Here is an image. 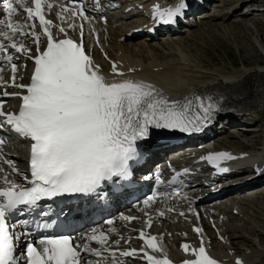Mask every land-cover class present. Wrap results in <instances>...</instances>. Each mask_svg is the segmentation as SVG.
<instances>
[{
	"label": "snow or ice",
	"instance_id": "1",
	"mask_svg": "<svg viewBox=\"0 0 264 264\" xmlns=\"http://www.w3.org/2000/svg\"><path fill=\"white\" fill-rule=\"evenodd\" d=\"M70 2L75 5L77 0ZM31 5L26 6V0L4 4L7 22L0 25V54H3L0 58L9 63L13 61L9 49L24 55L31 52L23 42H16L17 36L31 35L36 43V54L29 56L34 62L29 84L15 83L17 65L11 63V86L25 90L20 96L18 113L5 112L0 102V129L7 125L20 137L31 141V179L23 177L30 186L9 181L6 177L4 185L0 186V264H87L85 253L96 257L103 255L100 250L92 249L90 242H96L103 247L104 252L116 255V250L108 245L106 233H93L87 237L88 243L83 245H74L69 236H44L38 241L41 248L35 246L37 241L25 242L23 251L18 254L19 243L29 234L30 222L28 219H19L13 223L12 217L25 216L42 200L75 194L89 195L95 193L103 182L113 181L114 178L128 179L131 162L138 161L142 156L139 142L149 138L150 130H178L188 134L199 132L211 121L217 105L207 103L199 96L194 101H170L153 85L142 81L126 79L109 82L100 73L99 66L85 54L82 40L78 43L69 38L62 26L59 32L65 34L64 38L54 37L50 30L52 21L44 15L45 0H31ZM17 6L26 13L27 21H39L42 34L47 38L46 47H40L41 39L34 30L35 23L13 22ZM46 7L51 9L53 5L47 3ZM186 7L185 0H180L171 8L154 6L153 19L158 25H175L184 16ZM63 11H70L72 17L89 19L82 6L79 11L67 7ZM59 18L66 19L63 16ZM25 27L29 31H24ZM68 27L73 28L75 25L69 24ZM80 27L83 37V25ZM112 70L116 75H123L117 71L115 64ZM3 71L0 68V74ZM4 95L9 94L5 92ZM3 144L4 141L0 140V145ZM202 159L215 165L218 160L236 157L228 153H216ZM5 163L13 173L23 175L14 167L13 161L5 160ZM218 171L226 173L229 169L219 167ZM152 199L149 197L145 204ZM163 214L159 213L161 216ZM38 215L47 216L48 213L41 211ZM50 226L49 223L39 225L42 228ZM194 231L200 233L202 229L194 228ZM139 238L144 240L151 253L162 252L156 237L146 236L141 231ZM181 247L185 253L190 251L195 257L184 260L182 264H218L208 255L203 240L198 248H191L188 244ZM139 252L143 253L148 264H172L166 254L158 258L145 248ZM119 254L136 256L137 250ZM236 264L242 262L237 259Z\"/></svg>",
	"mask_w": 264,
	"mask_h": 264
},
{
	"label": "bare ground",
	"instance_id": "2",
	"mask_svg": "<svg viewBox=\"0 0 264 264\" xmlns=\"http://www.w3.org/2000/svg\"><path fill=\"white\" fill-rule=\"evenodd\" d=\"M178 1L151 0L150 3L174 6ZM256 1L261 0H218L212 5L209 4L213 8L212 11L200 13L199 9L206 8H203V2H209V0H203L200 6L191 8L192 13L198 11L196 13V15L198 14L197 20L188 23L187 28L183 30L186 32L183 38L179 35L181 34L179 28L183 26L181 22H178L174 29L156 30L152 34L148 32L147 29L153 25V21H147L143 17V12L149 3H137L133 0H101V8H109L111 5L120 7L111 10L110 17L103 23L100 20L105 17L104 15H90L83 24V30L85 36H88L90 29L97 33L99 49L104 53L106 60L101 58V53L96 56V59L100 65V73L109 82L126 79L142 81L153 85L170 101L180 102H185L187 99L194 100L197 96L204 101L213 102L212 98L204 96L212 95V92H219L221 97L219 100L216 97L217 110L212 116L213 123L211 125L220 123V129L215 135V140L209 143V147H204L199 152V156H208L212 151L222 150V148L234 153L237 150H234L232 145L236 140L245 144L249 149H252L255 143L248 138H256L258 141L261 137L264 140V129L260 136L257 127L253 126L256 118H259V114L264 112V28H262L264 26V11L241 8L243 5L247 7ZM115 10L116 13H114ZM17 22L25 23L22 20H17ZM70 23L71 21H66V24ZM229 23H231L230 26L227 25ZM232 24L241 25L255 36L253 44L259 53L250 47L243 52L244 47L241 48L234 42V47L238 51L246 53L245 57H239V66H234L232 62H229L220 66L204 68L201 60L203 51L196 48L195 33L193 34L191 27L201 26L202 34L204 33L209 40L213 36V30H220L221 34L217 36L224 38L231 35ZM26 30L25 27L24 31ZM19 42H23L31 50L34 49L32 38L21 36ZM207 48L210 47L207 46ZM215 49L217 46L212 50ZM92 52H95V48H92ZM23 62L22 60L18 61L19 72L16 73V78L21 79L29 69L27 64L23 67ZM113 64L116 65L117 71L123 75L113 73ZM5 79L6 75L3 80ZM229 107L234 108L233 113L223 114V110ZM216 115H219L221 119L214 123ZM223 119L226 120L225 124L229 125L227 130L231 129L228 133H224ZM211 125H209L210 130ZM206 127L208 128V126ZM245 150L242 149V151ZM23 153V147H20L9 149L4 155L6 160L15 162L17 169H24ZM25 159L26 156H24ZM231 162L234 165L238 161L233 159ZM201 190V186L193 185L190 187V191L183 194L177 204L161 205V211L166 215V218L161 220L162 222H157L160 217H156L153 213L149 214V218L157 220L155 224L159 223L160 225L158 230H154V234L162 249V252L152 254L157 257H163L166 254L167 258L176 261L180 257L176 250V245L180 240L189 243L191 239V246L201 243L203 240V244L210 248V255L220 264H234L235 257L242 264H264V222L257 223L252 219L256 211V199L260 196L264 200V179H258L248 186L241 184L236 188L228 187L221 195L214 198L205 197L206 193H200ZM194 199H197V203L192 205ZM189 207H194L193 211L201 222L202 231L199 237H194L188 232L186 221L175 220L179 218L176 215L178 212H183L188 220H193L191 212H188ZM134 208H131V212L126 215H135L140 218V213L132 212ZM168 209H172V211H168ZM228 212H230L229 216ZM121 216H125V214ZM211 217H214L215 220ZM254 217L256 218V216ZM205 218L212 219L216 231L211 232L205 227L206 224L204 226ZM219 222L223 223L219 224ZM94 226L99 225L90 226L83 231L94 230ZM95 231L107 234L108 245L111 249L116 250L115 256L120 251L133 249L137 250V255L133 259H112L111 253L104 252L102 258L97 259L95 255L84 254V258H90L91 262L88 264H97V262L99 264H147L146 261L140 260L139 250L142 247L128 239L131 233L124 228L121 221L114 219L110 225L99 226ZM117 241L119 243H114ZM89 246L92 249H103L96 242H90Z\"/></svg>",
	"mask_w": 264,
	"mask_h": 264
},
{
	"label": "rangeland",
	"instance_id": "3",
	"mask_svg": "<svg viewBox=\"0 0 264 264\" xmlns=\"http://www.w3.org/2000/svg\"><path fill=\"white\" fill-rule=\"evenodd\" d=\"M205 7L207 8V10H206L207 12L208 11H211V9H212V6H210V5L205 6ZM241 8L242 9L243 8L245 9L246 8V5H243ZM250 17H253V16H250ZM192 19L193 20H197L196 16L195 17H192ZM225 25H226V23H225ZM227 25L230 26L231 23H229ZM199 27H197V28L195 27L193 29L194 30L193 31V34L195 33V35H198V36H195L194 35V37H195L194 38L195 39L194 40V44L197 46L196 48H198L199 50H202L203 51L202 60H203V67L204 68H209L210 65L211 66H214V65L219 66V65H222V63L223 64H226V63H229V62H232L234 64V66L235 65L236 66H239V64H240L239 63L240 62L239 57L240 56L241 57H245L246 56V53H242V51H238L234 47L235 46V43H236L237 46H239L241 48H242V46L244 47L243 52H245L247 50V48L250 47L254 51H257V53H259L258 50L255 48V46L253 44L254 41H255V36H253L249 31H246L239 24H235V25L232 24V26H231V35L226 36V38H224L222 36H217L218 34H221L220 33V30H218V31L213 30L212 31L213 36H211L209 40L207 39V37H206V35L204 33L202 34V32H203L202 31V27L201 26H199ZM262 28H264V27L262 26ZM215 29H217V28H215ZM185 33L186 32H183L180 36L181 37L183 36V38H184ZM207 46H209L210 48H207ZM216 46H217V49L212 50ZM253 57H256V56H253ZM253 61H254V59H253ZM263 115H264V112H262L261 114H259V117H261ZM262 120H264V116L261 117L260 120H258L255 124L256 125H259ZM256 125H253V126H256ZM256 127H257V130L259 131V135L261 136L262 135V131L264 129V122H263V125L262 126H256ZM251 136H254V135H251ZM248 139L251 140V141H253L255 144L258 142L256 138H248ZM259 140H262L261 137H259ZM232 146L235 147V148L232 147L234 150H242V149L245 150L247 148V146L245 144H241L237 140H236V142ZM247 149H249V148H247ZM254 187H256V186H254ZM263 202H264V200L261 199V198H260L259 201H255V203H256L255 204L256 205L255 206L256 211H255L252 219L254 221H256L257 223H262V221L264 222V218H263L264 217V203ZM227 214L229 216L230 212H228ZM254 216H256V218ZM211 218H213V217H211ZM242 219H243V216H242ZM258 225H256V226H258ZM204 226H205V223H204Z\"/></svg>",
	"mask_w": 264,
	"mask_h": 264
}]
</instances>
